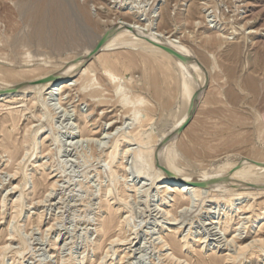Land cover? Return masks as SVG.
Segmentation results:
<instances>
[{
    "label": "rangeland",
    "instance_id": "rangeland-1",
    "mask_svg": "<svg viewBox=\"0 0 264 264\" xmlns=\"http://www.w3.org/2000/svg\"><path fill=\"white\" fill-rule=\"evenodd\" d=\"M62 1L69 22L77 28L76 43L68 38L70 42L55 48L59 29L41 43L22 40L16 46L19 63L27 59L43 64L47 59L51 62L48 65H66L108 26L121 18L134 20L143 12V23L153 24L193 48L210 72L201 106L176 139L178 167L199 173L221 169L242 156L264 160V0ZM0 3L8 5L12 15L10 20L0 21L1 34L12 37L18 29L21 36L32 34V26L12 0ZM78 4L88 8L93 23L77 18ZM151 13L155 17H149ZM112 56L119 58L111 68L124 80L120 87L128 100H137L139 93L144 96L143 106L152 104L151 91L146 87L152 82L167 91L165 102L172 105L171 109L154 115L142 132L143 140L147 139L144 146H150L183 111L179 71L160 53L150 50L128 47ZM98 63L92 60L86 67L91 71V82L98 80L99 84L83 91L72 87L79 76L68 77L72 88L64 93L53 91L55 99L48 101L50 107L47 102L45 112L41 110L43 96L39 98L32 91L18 95L20 103L0 99V264H187L168 258L171 252L191 264H264L258 247L264 238V182L243 199L242 209L225 207L228 199L239 197L243 191L244 187L235 182H231L236 188L232 187L229 196L215 204L209 201L208 192L197 197L188 191L178 198L175 187L170 193L171 203L164 205L160 179L141 178L132 172L131 164L141 147L137 141L127 142L123 135L130 131L133 110L119 100L115 84L105 80ZM158 63L169 66L176 79L163 73ZM85 81L88 79L80 78L78 83ZM168 91L174 92L172 100L167 98ZM53 103L57 114L50 111ZM11 118L16 119L14 126L7 121ZM39 128L34 136L40 149L32 155L33 134ZM116 137L121 147L113 164L118 174L111 182L108 155ZM4 143L10 147H3ZM147 151L143 154L146 162L153 153ZM26 181H30L31 189L25 190ZM165 208L171 211L169 216L164 214ZM257 215H261L257 232L248 233ZM157 221L162 227L155 226ZM201 226L207 240L220 232L221 226L226 227L228 249L225 243L216 248L212 241L202 243L201 235L187 236ZM101 228L106 231L100 236ZM161 234L170 244L167 251L159 246L161 239L157 237ZM241 238L247 242L256 239L243 260Z\"/></svg>",
    "mask_w": 264,
    "mask_h": 264
},
{
    "label": "bare ground",
    "instance_id": "bare-ground-1",
    "mask_svg": "<svg viewBox=\"0 0 264 264\" xmlns=\"http://www.w3.org/2000/svg\"><path fill=\"white\" fill-rule=\"evenodd\" d=\"M12 1L17 7L20 8V13L25 16L26 19L25 22H27L32 26L33 31L32 34L28 33L21 36V29L20 30L18 29V31H16V33L13 34L12 37H9L4 33L3 34L0 33L1 34L0 35V99L9 98L11 104L20 103L21 100H19L18 95L22 93H29L30 91H32L33 93L38 95L39 98L43 96L42 99H44V101L43 103H41V110L42 112H45L44 110H46L50 105L48 101L52 102L55 99L53 98L54 95L53 91L55 90H61V93L62 92L64 93L69 89V87L72 88L73 86H77L79 90H83V91L89 88L91 90L95 82L94 83L91 82L92 81V76L90 75L91 71L89 70V68L86 67V65L89 61L97 60L99 61L98 63L99 70L101 71V74L104 76L105 80L107 82H111L115 84V93L119 96V100H121L124 105H128L129 107H131L133 110V117L130 124L131 126L129 125L130 131L126 132L123 135L124 137L123 139H125L127 142H130L132 140L137 141L140 144L139 147H141L142 151L140 149L141 151L140 152L138 149L139 152L138 153L136 152L135 159L131 164V167L133 166L132 172L135 173L136 176L141 178L148 176L149 179H153V180H156L157 178L160 179V181L158 182V187L161 188L165 193L162 196L164 205L171 203L172 200L170 193L174 190L175 187H178L179 190L178 198L188 195L189 193L188 191H191V193L197 197H200L203 193L208 192L211 194L209 201L215 204L220 199L225 198V196L226 197L229 196V193L233 191L232 187L236 188V186L234 184H231V182H235L237 185L239 186L242 185L244 187L241 188L243 189V191L238 193L239 197L233 200L228 199L227 202L225 203V207L227 209L229 208L242 209L243 206L240 207V205L243 203L242 202L243 199L249 194H251L252 190H254L256 187H260L258 186V184L264 182V160H262L261 158L257 159L248 156L246 157L242 156L241 158L233 160L232 162L226 163L221 169H214V170L208 169V171L203 170L199 173H190L188 171L185 172L186 170L184 171L183 169H180L178 167L177 150L175 149V143H176V139L182 134V132H179V130L187 123L189 117L192 118L190 123L193 121L194 115L197 109L199 108V106H201L200 104L202 102L203 96L208 86L210 85V72L206 67L205 63L199 59L196 51L193 48L183 43L177 37H174L171 34H166L160 31L157 27H155V25L152 24V26H150L151 24L149 23H143L144 22L143 12H140L139 16L136 15V18L134 20L121 18L117 22H115L112 26H108V28H106L100 35L97 34L98 36L85 47V50L79 56L77 57L75 56L76 59L73 58L74 60L71 62H67L66 65L60 66L58 64H53V63L51 65H48L51 62L49 61L47 62L46 61L47 59L44 60L43 64H41L43 61H41L40 64L37 63L40 60L36 62L37 64H33V61L35 63V60H27V59L24 60V63H19L18 60L16 59L18 55V51L16 49L18 42L24 40L32 44L35 41L37 43H41L42 40L48 38L55 31L59 29L60 32L58 33V38L53 43V46L58 49L67 42H70L68 38L71 39L72 44L76 43L75 35H77L76 33L77 28L76 26L72 25L69 22L70 16L68 14L67 15L65 14L68 13V10L67 8H65V4L63 3L62 0H12ZM76 5H75L76 7L75 12L77 18H79L81 21L85 20L86 22L87 20V22H92L88 8L81 4H78V6ZM11 16L12 15H11L10 7L8 5H3L2 3H0V21L3 20V18L10 20ZM149 17H155V16L151 13V16ZM167 18L168 17L164 18L165 21H167ZM106 33H108V35L106 36L105 41L101 46V49L96 54L93 55L96 45ZM154 43L166 45L176 50L180 54H182L185 58L183 59L179 58L173 53L155 45ZM128 47H133L135 49H138L139 51L150 50L153 52L160 53L163 58L167 59L170 62V64L176 67L177 70L179 71V76H178L179 91H181V93L184 95V106L180 117L176 120V122H174L172 125L164 129L163 132L152 142V144L147 147L144 146L145 144L144 142L147 139L144 141L142 137V132L144 127L146 126L147 122L153 118L154 115L158 113L162 115L166 110L171 109L172 105L167 104L165 102V96L167 95V91L164 90L162 88V85L158 82H152L151 84L146 85V87H148L149 90L151 91V95L153 99L151 102L152 104L148 103V105H146L147 103H144L145 105L143 106V104L141 103L143 99L141 97L144 96L142 95L140 96L139 93H137L139 95V96L137 95L138 97L135 95L136 93L134 94L136 98L133 96L137 100L131 101L127 99V97L125 96V90H122V88L120 87L122 78L119 77L118 75L119 73L117 74L113 70V68H111V65L115 66L119 61V58L117 56L116 57L112 56L113 53L118 49L128 48ZM5 51L9 52L8 56H4V54L6 53ZM30 55L31 52L28 53L26 57L29 58ZM127 58H129L130 60H134L135 57L127 56ZM158 64H159V68L162 69L163 73H165L167 76H170L171 78H175V76L169 72L170 70L169 66L164 65L162 63H158ZM78 76L79 78L76 80L77 83L72 85V87L69 84H67L68 77L76 78ZM80 78L88 79V82L86 83L85 81L78 83ZM97 82L95 84H99L100 81L98 83ZM89 94L93 95V92L90 91ZM45 95H48V97H45ZM195 96L197 97L195 98ZM173 97H174V92L168 91V97H167L168 100H172ZM47 102H48V106H47ZM55 105L56 104L53 103V106H51L50 108L52 114H57V108L55 107ZM192 106L194 107L193 112L191 111ZM126 117L128 118V116ZM9 120L7 121L12 123L14 126L16 123V119L11 118ZM75 124H77V126L79 127L77 121L75 122ZM55 130L56 129L53 127L54 132ZM39 131L40 128L36 130L35 133L33 134L32 144L34 146L32 148L33 150L32 155L36 154L37 151L40 149V142H38L36 140V137L34 136ZM70 133L71 134L74 133L73 129H71ZM82 136L85 135L82 134ZM116 139L115 142L113 140L114 142L112 146L113 150L108 155V158L110 159L109 168L111 170V182L116 181L115 179L118 174V171L114 169L113 164L118 158L117 151L121 147V143L119 139L117 140ZM3 147L9 148L10 146L8 145V143H4ZM147 150L153 152L150 155L148 162L145 161L144 158L145 155H143L144 151ZM23 173L24 175L28 174L26 171H24ZM29 183L30 181H26V183L24 184L26 186L25 190L31 189ZM17 207L23 209V205L18 204ZM163 211L166 216H169L171 214V211L169 209L165 208ZM206 212L211 213L212 211H206ZM260 218L261 215L255 216V218L252 220L253 221L252 224L249 225V228L247 230L248 233L252 231L257 232V229L259 227L257 223L259 222ZM212 224L213 222L206 223L204 224L203 227H207ZM161 225H162L161 222L157 221V224L155 226L158 227ZM203 227L202 226L199 228L196 227L197 229L195 230L191 229L192 231L189 234H187V236L189 235L192 236L194 234V236L197 237L198 235H201L202 236L201 238H204V241L202 243L212 241L214 248L220 247V245L225 243L224 245H227L226 249H228L230 243H227L229 239L227 236L228 229L226 227L222 228L221 226V229L219 228L220 232L213 234V237L209 240H207L208 236L202 234L201 232V229ZM105 231L106 228H101L99 235L101 236L102 234L105 233ZM158 236L159 237L157 238L161 239V241L159 242V246L161 247V250L162 251L169 250L170 244L168 240L165 239L162 236V234ZM187 236H185L184 238H186ZM241 239L242 241L240 242V244L239 243L238 244L240 250H242V254L240 257H242L243 260V258L245 257V253L248 251L250 246L253 245V241H255L256 239H253V241L251 242H247V240H243V238ZM259 241H260V243L258 244L259 250L260 252H262V254H264V238L260 239ZM186 245H188V243H186ZM174 246L176 248L177 245ZM17 253L21 254L20 251H17ZM1 254L2 252H0V255ZM171 257L175 259L177 262L178 261L183 263L187 262V264H191L188 261V259L184 258L183 256H179L174 252L168 254V258ZM232 259H236V258H232ZM198 264H203V262H200Z\"/></svg>",
    "mask_w": 264,
    "mask_h": 264
},
{
    "label": "water",
    "instance_id": "water-1",
    "mask_svg": "<svg viewBox=\"0 0 264 264\" xmlns=\"http://www.w3.org/2000/svg\"><path fill=\"white\" fill-rule=\"evenodd\" d=\"M108 35V33H106L101 39H100V41L98 42V44L96 45V47H95V49H94V52H93V55L94 54H96L100 49H101V46L103 45V43H104V41H105V38H106V36ZM155 45H157V46H159V47H161V48H163V49H165V50H167V51H169V52H171V53H173L174 55H176L177 57H179V58H185L182 54H180L179 52H177L176 50H174V49H172V48H170V47H168V46H166V45H162V44H158V43H154ZM197 96H195V98H196ZM193 106L191 107V111L193 112ZM191 117H189L188 118V121H187V123L183 126V127H181L180 128V130H179V132H183L184 131V129L188 126V124L190 123V121H191Z\"/></svg>",
    "mask_w": 264,
    "mask_h": 264
}]
</instances>
